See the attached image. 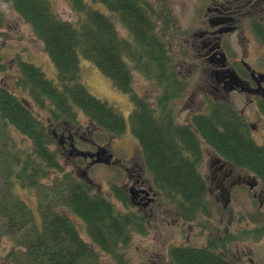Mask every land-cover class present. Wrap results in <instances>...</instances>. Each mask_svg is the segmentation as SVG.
<instances>
[{"label":"trees","instance_id":"trees-1","mask_svg":"<svg viewBox=\"0 0 264 264\" xmlns=\"http://www.w3.org/2000/svg\"><path fill=\"white\" fill-rule=\"evenodd\" d=\"M8 1L43 43L56 76L51 80L38 67L22 65L23 75L17 86L29 100H19L0 85V239H12L6 254L12 264H95L99 251L113 254L131 232L144 231L143 219L135 213L116 211L105 197L62 171L57 151L50 146L53 135L38 112L46 111L51 123H75V115L81 111L92 124L114 135H121L128 124L132 135L152 156L157 135L151 127V107L132 88L131 71L158 80L161 87L177 84L178 76L171 67L173 58L164 38L166 30L156 28L160 17L147 0H92L105 4L114 20L84 0H71L78 15L73 21L58 17L48 0ZM116 23L128 30V38L120 36ZM82 58L92 62L130 97L133 109L127 122L117 108L86 88L81 78ZM220 124L228 131L219 137L210 130H201V134L216 147L228 142L231 150V145L236 144L231 127L225 120ZM14 132L28 148L13 146ZM238 149L249 156L246 146ZM149 165L151 168L152 162ZM50 171H58L61 176L54 187L47 186L48 193L38 190L34 209L12 191L15 183L36 189ZM184 172L185 169L177 171ZM180 183L175 182L176 189L185 185L196 191L203 187L200 178H188L179 186ZM114 194L116 199L121 198L117 189ZM72 215L83 221L92 243L80 237ZM173 251L176 264H231L208 247Z\"/></svg>","mask_w":264,"mask_h":264},{"label":"flooded vegetation","instance_id":"flooded-vegetation-1","mask_svg":"<svg viewBox=\"0 0 264 264\" xmlns=\"http://www.w3.org/2000/svg\"><path fill=\"white\" fill-rule=\"evenodd\" d=\"M176 24L169 26L171 37L178 33ZM183 44L192 61L171 65L184 85L161 87L153 80L158 88L154 98L139 95L151 107V127L157 135L152 156L144 154L138 143V148L129 149L124 135H113L112 142L120 137L116 149L124 156L116 158L108 146L88 142L79 126L68 123L53 128V137L58 138L64 154L68 147H77V140L90 143L92 150L70 152L86 164L85 168L94 164L90 154L105 149L101 155L104 162L99 164L114 167L121 175L117 184L121 198L116 200L122 213H135L143 219L144 231L134 233L146 236L150 227L155 240L160 241L166 227H176L179 233L194 228L208 232L202 246L190 244L189 235L186 242L170 244L166 248L167 264L175 263L171 250L205 247L231 264H264L262 256L252 258L251 248L240 247V238L254 241L264 236V0H200ZM24 63L19 70L28 64ZM185 99L184 108L177 111ZM223 120L236 142L231 150L228 142L216 147L201 134V130H210L219 137L228 131L220 124ZM240 145L246 146L248 157L239 151ZM108 154L112 155L110 160ZM76 165L80 169L81 165ZM183 169V174L177 173ZM187 177L200 178L202 189L191 191L185 185L176 189L175 182H181L180 186ZM240 193L250 196L255 205L240 207ZM216 215L217 223L208 227L205 221L213 223ZM171 236L168 234L167 240H173ZM231 248L232 258L228 254ZM156 254H149L138 264H160L164 255L158 258Z\"/></svg>","mask_w":264,"mask_h":264},{"label":"rangeland","instance_id":"rangeland-1","mask_svg":"<svg viewBox=\"0 0 264 264\" xmlns=\"http://www.w3.org/2000/svg\"><path fill=\"white\" fill-rule=\"evenodd\" d=\"M53 8L55 14L63 20L73 21L77 19V13L72 7L71 0H48ZM89 3L90 6L104 13L114 20V14L107 8V6L103 3H93L92 0H84ZM154 7L157 17H160L158 22L156 21V28L158 31L167 32L164 34V38L167 43H170V53L173 58V62H182L185 64L187 62H191V52L184 50L187 49V42L184 45V39L188 37L191 30V16L192 12L196 6V4L200 3V0H147ZM167 10L169 12H167ZM166 21V22H164ZM178 26L177 35H173L171 37L169 34L170 28ZM117 29L121 37L128 38V30L125 27L116 23ZM171 26V27H169ZM176 29V28H175ZM176 31V30H175ZM188 32V33H187ZM172 33H175L172 31ZM180 37V38H179ZM189 50V49H188ZM185 53H189V55H184ZM0 61L2 63V73L0 75V85L5 86L12 92L14 95L18 97L19 100L27 99L29 100L28 94L24 92L20 87L17 86V83L22 78V68L19 70V65L22 61L28 63L26 65H33L38 67L48 79H54L56 76V70L54 64L52 63L49 56L43 49V43L41 40L35 35L31 26L23 20L22 16L17 13V11L12 7L11 3L8 0H0ZM172 62V63H173ZM24 63V64H25ZM30 63V64H29ZM132 66V64H131ZM172 68L174 66H171ZM80 70H81V78L89 90V92L97 97L98 99L105 101L109 105L117 108L123 117L128 121V117L133 109L132 103L130 101V97L117 89L112 81L106 77L92 62L81 59L80 61ZM132 82L131 86L136 93L139 95L147 96L149 100L154 98V95L157 92L158 88L152 84L153 80L147 78L142 75L141 72L137 70H132ZM176 74V73H175ZM177 75V74H176ZM178 76V75H177ZM178 88L184 85L182 80L177 79ZM179 102V101H177ZM186 99L181 103L178 107H176L177 111H180L184 108L186 104ZM192 105L195 103L192 102ZM46 111H39V117L42 118L47 126V130L53 135V128L60 127V123H68L70 121L66 120L51 123L49 122V118L46 114ZM75 124H77L83 132L87 134V138L90 140L88 142H93L96 145L100 146H108L111 151L114 152V156L116 158H122L123 152L122 150L116 149L118 146V142L120 137L114 138L115 142L111 141V137H114V134H109V132L100 130L97 126L92 124L88 118L81 112H77V118L75 120ZM16 141L12 139L13 146H17L20 149L28 148L27 143H20L21 136L18 133H13ZM121 135H124L127 141L129 142V149L138 148L135 137L130 134L129 127L125 132ZM119 136V135H116ZM118 138V140H117ZM88 142H83L81 140H77V149L81 151L92 150V145ZM52 150L57 151L58 161L60 166L62 167L63 172H72L75 176L80 177V171L85 169V163L80 159H76L77 156L70 154L71 148L68 147L64 153L60 151V143L58 138L53 137V143H51ZM130 152V151H129ZM102 162H97L94 164H90L88 167L87 176L92 181V191L93 193H98L106 198L113 204L114 207L121 208L120 204L117 202L115 198L112 197L114 188L112 187V191L109 190V185L112 183L118 184L120 182L121 175L118 170L111 166H104L103 164H99ZM76 164L81 165V169H78ZM205 173H210L209 170H204ZM61 176V173L58 171H50L49 176L41 178L39 184L36 185V189H30L21 186L19 183H15L12 191L19 196V198L28 204L29 207L34 209L37 205L36 199H38V190H41L45 193H48L47 186L54 187V183L56 184L57 177ZM56 178V180H55ZM115 195V194H114ZM240 207L252 206L255 205V202L250 196L240 193L239 199ZM254 209V208H253ZM254 211V210H253ZM257 211H254L256 214ZM246 214V213H245ZM245 214H241V216H245ZM255 216V215H254ZM217 215L213 216L214 222L212 223L209 220H206L208 227L216 224L218 221ZM255 219H258L256 216ZM72 221L78 229L80 237L85 241L89 242L88 237L85 234L84 223L83 221L77 217L72 215ZM250 228L251 225H245L244 228ZM148 234L146 236H141L143 234L132 233L129 236L130 240L122 246H125L122 253V261L124 264H138L140 261H145L146 257L153 252L158 253L159 255L162 253L164 255L163 262L160 264H167L168 258L166 254V248L170 244H178L181 242H186L185 237L189 235V243L192 245L202 246L206 241V235L208 232L200 231L198 228H194L193 230L188 231V229L184 230L182 233L177 230L176 227L174 229L172 227H166L164 237L157 241L155 240L154 231L148 227ZM168 234H172L171 239L168 237ZM245 238V237H244ZM240 238V247L251 248L252 249V258H257V255L262 256V262H264V236L261 235L260 238L256 240L244 239ZM13 244L12 239L9 237H3L0 239V264H12L10 258H7L6 254L10 251V247ZM234 249L231 248L228 251L230 258L233 257ZM149 258V257H148ZM248 258V257H247ZM261 258V257H260ZM95 264H122L117 261L111 254L99 251L98 252V261ZM247 264H253V262H247Z\"/></svg>","mask_w":264,"mask_h":264},{"label":"bare ground","instance_id":"bare-ground-1","mask_svg":"<svg viewBox=\"0 0 264 264\" xmlns=\"http://www.w3.org/2000/svg\"><path fill=\"white\" fill-rule=\"evenodd\" d=\"M75 118H77V114L75 115ZM70 125L71 126H76L77 124H75V123H73V122H71L70 123ZM78 126V125H77ZM101 130V129H100ZM137 143L139 144V142L137 141ZM140 145V147H141V149H142V151L144 152V154H147L148 152H146L147 150H146V148L145 147H143L141 144H139ZM102 149H104V148H99V150H97V151H95V152H93L92 154H90V157L93 159V163H97L96 162V159L98 158L97 156H95V153L96 152H98V151H100V150H102ZM77 151V147H75V146H73L72 148H71V152H76ZM84 153H86V152H84ZM77 154H80V152L78 151V153ZM103 153H100L99 154V158H101V159H103L102 161H100V162H104V158H102L101 157V155H102ZM109 155V154H108ZM76 156V155H75ZM111 157H112V155H111ZM111 157H107L109 160L111 159ZM104 166H107V165H105V164H103ZM79 169V168H78ZM80 169H81V167H80ZM69 173H71V175L75 178V179H77V180H79V181H81V182H83L84 184H86L90 189H92V181L89 179V177L87 176V174H88V168H85V169H82L79 173H80V177H77V176H75L72 172H69ZM112 187L113 188H115V189H117L118 190V187H117V184H115V183H112V185L110 184L109 185V190L110 191H112L113 189H112ZM104 197V196H103ZM112 197L113 198H115L116 199V195H112ZM106 198V197H105ZM107 200H108V198H106ZM115 209H116V211H118V212H123V210H122V208H117V207H114ZM84 229H85V227H84ZM135 232V231H134ZM131 233H133V232H131ZM130 233V234H131ZM85 234H86V236L88 237V239H89V243H92V239H91V237L89 236V234H88V232H87V230L85 229ZM130 240V238H126V240H125V242L127 243L128 241ZM125 243V244H126ZM125 244H122V245H125ZM119 246V248L117 249V251L115 252V253H109V254H111L114 258H116V260L117 261H119V262H121L122 264H124V261H122V253H123V251H124V249L126 248L125 246ZM124 254V253H123ZM168 256L170 257V252H168ZM168 258V257H167ZM173 264H176V263H173Z\"/></svg>","mask_w":264,"mask_h":264},{"label":"water","instance_id":"water-1","mask_svg":"<svg viewBox=\"0 0 264 264\" xmlns=\"http://www.w3.org/2000/svg\"><path fill=\"white\" fill-rule=\"evenodd\" d=\"M104 151H105V149H102V150H100V151H98V152L95 153V156L98 157V158L96 159V162H100V161L103 160V159L99 158V154H100V153H103ZM108 157H111V154H109Z\"/></svg>","mask_w":264,"mask_h":264}]
</instances>
